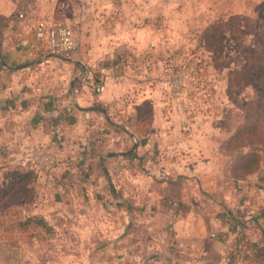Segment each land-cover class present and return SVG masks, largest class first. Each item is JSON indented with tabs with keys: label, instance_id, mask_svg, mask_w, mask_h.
<instances>
[{
	"label": "crops",
	"instance_id": "0c3cea01",
	"mask_svg": "<svg viewBox=\"0 0 264 264\" xmlns=\"http://www.w3.org/2000/svg\"><path fill=\"white\" fill-rule=\"evenodd\" d=\"M73 1L0 0V135H8L5 142L10 147L30 145L50 155L46 171L28 163L38 171L39 198L46 202L41 216L49 226L66 232L106 230L108 239L88 254L89 264H264V169L260 166L234 179L229 193L234 189L235 195L226 194L230 176L224 172V161L213 155L220 146L219 128L215 136L205 134L193 145L191 130L172 123L174 115L163 120L148 101L141 102L150 107L148 117L139 113L138 105L130 112H115L122 119L113 121L95 104L89 107L92 102L112 105L113 97L105 91L92 100L81 97L85 87L81 79L71 90L68 87L65 97H61L62 81L44 97L26 90L22 76L39 54L34 25L57 19ZM79 43L72 55L75 59L66 61L74 67L85 58L86 42ZM73 101L93 110L80 111ZM129 133L137 140L134 149ZM123 144H130L128 151L117 148ZM131 151L134 158L124 157ZM111 187L119 194L116 199ZM97 200L115 217L90 227L84 219L92 216L80 212L77 205L82 208ZM170 200L178 202L175 218L169 216ZM59 201L65 207L72 203L73 211L49 208ZM63 240L58 242L64 244ZM72 241L84 244L77 235ZM72 256L75 261L83 258L80 252ZM64 257L58 255L59 260Z\"/></svg>",
	"mask_w": 264,
	"mask_h": 264
},
{
	"label": "rangeland",
	"instance_id": "374dc122",
	"mask_svg": "<svg viewBox=\"0 0 264 264\" xmlns=\"http://www.w3.org/2000/svg\"><path fill=\"white\" fill-rule=\"evenodd\" d=\"M67 4L57 19L72 28L77 41L86 42L81 67L66 62L72 56L61 60L39 53L22 76L27 91L44 97L62 81L61 97H65L72 75L82 68L85 72L105 68V92L115 103L92 102L89 107L95 104L115 121L122 119L115 112H130L138 105L139 113L148 117L150 107L141 104L148 101L160 110L163 120L174 115L172 123L191 130L193 145L205 134L215 136L219 128L220 146L213 155L224 161V172L232 179L226 178L228 195H235L234 189L229 193L234 179L256 165L264 169V0H75ZM82 92L81 97L90 100L96 95L88 87ZM21 133L27 134L23 128ZM0 137V174L30 162L44 171L50 168V155L40 147L12 148L5 142L7 134ZM128 145L117 148L125 151ZM34 186L37 189V183ZM43 203L38 194L33 208L19 200L5 204L0 212V264H89L88 254L108 239L102 226L101 231L98 227L82 232L49 225L32 226L29 232L19 229L18 223L27 216H41ZM59 203L49 208L73 211L72 203L66 207ZM80 208L77 205L80 212L92 216L84 219L90 227L115 217L100 200ZM75 234L83 245L73 244ZM62 237L64 244L58 242ZM79 252L83 258L75 261L72 255ZM60 253L65 257L59 260ZM11 256L16 262L7 260Z\"/></svg>",
	"mask_w": 264,
	"mask_h": 264
},
{
	"label": "built area",
	"instance_id": "2783aa9c",
	"mask_svg": "<svg viewBox=\"0 0 264 264\" xmlns=\"http://www.w3.org/2000/svg\"><path fill=\"white\" fill-rule=\"evenodd\" d=\"M19 18H22V15H19ZM33 40L40 54H54L63 58H70L80 45L73 35L72 28L59 19L50 22L38 21L33 28ZM105 75V68L86 71L81 80L85 87L90 88L95 94H101L106 88ZM168 206L169 216L175 218L177 203L170 200Z\"/></svg>",
	"mask_w": 264,
	"mask_h": 264
},
{
	"label": "trees",
	"instance_id": "16d2710c",
	"mask_svg": "<svg viewBox=\"0 0 264 264\" xmlns=\"http://www.w3.org/2000/svg\"><path fill=\"white\" fill-rule=\"evenodd\" d=\"M116 63L111 64L110 67H116ZM81 82V80L79 81ZM129 149H127L128 151ZM124 157L134 158V153L131 151L128 154H124ZM257 169L254 167L252 170L246 172L244 176L254 173ZM241 176V177H244ZM38 177V171L34 167L29 165H16L15 167L4 171L0 174V212L4 210L5 204L13 203L14 200H19L25 206L33 208V205L36 204L38 197V190L35 188L34 183H36ZM110 194L116 199L119 194L115 192L114 188H109ZM178 205V202L175 201ZM177 213V211H176ZM45 218L41 216L30 215L27 216L23 221L18 223L19 229L23 232H29L30 227H41L45 229L48 226V223ZM30 228V229H29ZM7 260L16 262L15 257L11 256Z\"/></svg>",
	"mask_w": 264,
	"mask_h": 264
},
{
	"label": "water",
	"instance_id": "95a60500",
	"mask_svg": "<svg viewBox=\"0 0 264 264\" xmlns=\"http://www.w3.org/2000/svg\"><path fill=\"white\" fill-rule=\"evenodd\" d=\"M45 57H54V58H58V59H61V60H64V59L66 60V58H63V57H61V56L54 55V54H47V55H45ZM67 60H68V59H67ZM0 63L2 64V62H0ZM2 65H3V64H2ZM4 67H5V66H4ZM84 72H85V70H84V68H82L81 73H80L78 76H76V77L71 81V83H70V85H69L70 90L73 88L74 83H75L76 81H78L79 79H81V77L84 75ZM73 106H74L76 109L80 110V111H90V110H93L92 108H84V107H81L76 101H73ZM103 113H104V112H103ZM104 114H105V113H104ZM129 136H130V138H131L132 141H133V148H132V149H134V148L137 147V140H136V138L134 137V135H132V134H130V133H129ZM101 166H102V169H103L105 175L108 176V175H107V172H106V169H105V167H104V157L101 158ZM130 223H131V220L128 221V224H127V227H126V231L128 230V228H129V226H130Z\"/></svg>",
	"mask_w": 264,
	"mask_h": 264
}]
</instances>
